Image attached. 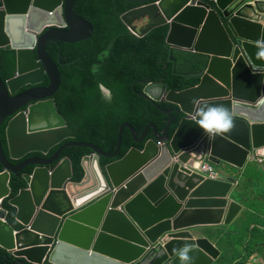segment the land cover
Segmentation results:
<instances>
[{"label":"water","instance_id":"1","mask_svg":"<svg viewBox=\"0 0 264 264\" xmlns=\"http://www.w3.org/2000/svg\"><path fill=\"white\" fill-rule=\"evenodd\" d=\"M126 1L140 5L121 17L132 33L144 37L167 25L170 46L206 55L208 61L194 74L197 85L181 91L143 81L141 96L176 109L159 108L169 116L162 134L148 124L136 138L133 127L123 124L115 151L108 154L94 144L73 141L75 134L54 100L61 74L47 45L77 43L94 34L92 24L75 12L77 0H0V48L16 51L15 75L6 81L0 76V247L29 263L180 264L174 250L188 244L194 264H214L221 251L193 230L230 225L243 211L231 200L233 179H206L189 167L208 156L220 168L244 169L264 146V105L258 103L264 98V73H253L249 66L264 64L255 60L254 47L264 38V23L245 17L238 0ZM238 22L258 26V38L243 35ZM194 98L229 108L235 104L232 130L210 137L191 123ZM5 122L8 155L1 141ZM125 128L136 143L152 128L154 140L102 166L100 157L118 155ZM58 145L48 158L33 156L17 165L9 161L31 153L47 156ZM69 147L93 152L81 161V182L73 180L71 160H60ZM28 166L35 168L22 175L26 188L9 200L20 225L16 229L7 220L4 201L11 196V176Z\"/></svg>","mask_w":264,"mask_h":264},{"label":"trees","instance_id":"2","mask_svg":"<svg viewBox=\"0 0 264 264\" xmlns=\"http://www.w3.org/2000/svg\"><path fill=\"white\" fill-rule=\"evenodd\" d=\"M157 1V0H152ZM139 5L126 0H77L75 12L81 18L90 22L94 34L88 40L77 43H63L53 41L47 45V53L57 64L61 74V86L55 95V104L61 115L73 130L75 142L93 143L107 153H113L117 145L120 127L124 123L131 124L138 134L148 124H155L159 131L166 126L169 116L159 108L168 109L173 106L160 103L159 108L152 100L141 96L143 80L163 82L168 89L181 91L197 84L198 79L189 74L196 72L205 58L199 54L182 52L167 44L166 38L169 26H161L144 37H138L130 32L122 21V15ZM199 63L193 64L194 60ZM189 66H185V63ZM97 69L93 72V67ZM16 72V51L0 48V76L3 81L12 78ZM48 84L46 80L45 85ZM104 84L110 89L111 99H107L99 89ZM6 125L1 127V141L5 153L8 155L6 142ZM176 123L169 134L175 131ZM141 148V144L134 143L130 130L125 129L122 137V149L117 158L122 157L131 147ZM59 146L52 151L55 152ZM49 154V155H51ZM91 154L89 148L70 147L63 151L61 158H70L73 165V180L81 181L83 170L81 160ZM40 155L32 153L27 157ZM22 160H11L12 164H19ZM111 160L101 159L104 165ZM251 165L240 176V184L234 193V199L245 204V194L250 192L256 196V206L251 200L246 205L248 213L241 224L220 228L218 232L208 235L212 239L220 238L217 243L222 250V257L218 264L239 260L235 264H247L248 259L256 251H262L264 246L263 212L264 193L257 195L251 192V187H259L264 178V169L258 164ZM0 165V169H1ZM253 168V169H252ZM32 167L22 173H31ZM12 194L14 197L19 190L26 187L21 176L11 178ZM249 193V194H250ZM250 194V195H251ZM253 202V200H252ZM8 211V222L18 229L20 225L15 221L16 209L4 201ZM251 234L250 245L246 250L240 248L244 240ZM213 240V239H212ZM242 249V250H241ZM233 255V256H232ZM0 264H31L24 259L17 258L0 247ZM44 264H52L46 261Z\"/></svg>","mask_w":264,"mask_h":264},{"label":"clouds","instance_id":"3","mask_svg":"<svg viewBox=\"0 0 264 264\" xmlns=\"http://www.w3.org/2000/svg\"><path fill=\"white\" fill-rule=\"evenodd\" d=\"M158 1V0H157ZM239 3H240V6L238 9H241V13L251 19V20H256V21H261L262 23H264V10L262 11L260 9L261 6L264 5V2L263 1H254V0H238ZM152 2V1H151ZM154 2V1H153ZM213 6V8H216L215 6V2H212L211 4ZM140 6V5H139ZM137 6V7H139ZM136 7V8H137ZM134 9V8H133ZM237 9V10H238ZM247 9H250L249 12H246ZM252 9V10H251ZM128 12V11H127ZM129 29V28H128ZM131 32V31H130ZM132 33V32H131ZM134 34V33H132ZM135 35V34H134ZM137 36V35H136ZM139 37V36H138ZM168 44V43H167ZM169 45V44H168ZM172 47V46H171ZM254 47L256 48V52H255V60H259V61H264V38L262 39H259L257 40L256 44L254 45ZM174 48V47H172ZM174 49H177V48H174ZM178 50H181V49H178ZM182 52H186V53H192V54H198V53H195L193 51H189V50H181ZM199 55H202L204 58H205V62L204 63H201V65L199 66V69L196 71V72H193L191 74H189V76H192V77H195L194 74L198 73L206 64H207V61H208V56L206 55H203V54H199ZM199 63L198 61H196L195 63L193 64H197ZM200 64V63H199ZM253 71V73H257V72H261V73H264V64H255L253 63L252 65H249ZM97 69L95 68V66L93 67V72H96ZM197 78V77H195ZM198 79V78H197ZM199 80V79H198ZM145 81V80H143ZM142 81V83L144 84V82ZM151 81V80H150ZM46 82V81H45ZM153 82V81H151ZM198 83V82H197ZM45 85V83L43 84ZM48 85V84H47ZM144 88L146 87V84H144ZM167 85V84H166ZM197 85V84H196ZM46 86V85H45ZM168 86V85H167ZM195 86V85H194ZM193 87V86H192ZM144 88H143V91H144ZM190 88V87H189ZM99 89H100V92L107 98V99H111V92H110V89L106 88L104 84H100L99 85ZM187 89V88H186ZM170 90V89H168ZM184 90V89H183ZM142 91V92H143ZM177 91V90H175ZM141 92V94H142ZM56 95V94H55ZM54 100H55V96H54ZM155 103V102H154ZM160 103H168V104H171L167 101H162V102H159V103H155L157 104L158 108H159V104ZM193 103V110L192 112L189 114L188 116V120L191 122V123H194L195 125H197L200 129H202L203 132L207 133L210 137H215L217 135H223L224 133H227V132H230L232 130V128L234 127V114H235V104L232 105L231 108L227 107V106H224V105H211V104H207V103H204L202 101H200L199 99H193L192 101ZM258 103L260 105H264V98H259L258 99ZM173 107L172 108H168V109H162V110H170V109H173L175 108L176 109V106L174 104H171ZM57 107V106H56ZM59 112V111H58ZM164 113V112H163ZM165 114V113H164ZM167 115V114H165ZM168 116V115H167ZM181 117L178 118V120H176L169 128L168 130V136L169 137H172L174 132L176 131V128L178 126V123H179V120H180ZM66 120V119H65ZM169 121V120H168ZM168 123V122H167ZM176 123V128H175V131L172 133V135L169 134L170 132V129L171 127ZM124 124H128V123H124ZM153 124V123H151ZM130 126H132L131 124H129ZM155 125V124H153ZM167 125V124H166ZM133 127V126H132ZM156 127V125H155ZM165 128V127H164ZM126 129V128H125ZM124 129V130H125ZM129 129V128H127ZM134 129V127H133ZM120 130V129H119ZM123 130V132H124ZM130 130V129H129ZM135 130V129H134ZM164 130V129H163ZM162 131H159L156 127V132L157 134H162ZM131 133V132H130ZM135 135H136V138H140L141 134H138L137 131L135 130ZM142 133V132H141ZM122 137H123V133H122ZM149 140H154V136H153V131H152V128H150L147 133H146V137H145V140L140 142V143H136L134 140V143L136 144H141V148H138V147H131L130 149L132 148H137L139 150H142L145 143ZM68 141V140H67ZM65 141V142H67ZM79 143H82V142H79ZM93 144V143H91ZM62 145V144H61ZM61 145H58L59 147ZM95 145V144H94ZM158 145H162V143H158ZM96 146V145H95ZM57 147V146H56ZM70 148V147H69ZM85 148V147H83ZM99 148V147H98ZM54 149V148H53ZM52 149V150H53ZM100 149V148H99ZM121 149H122V142H121ZM120 149V151H121ZM129 149V150H130ZM51 150V151H52ZM66 150V149H65ZM91 150V149H90ZM101 150V149H100ZM129 150L127 151V153L129 152ZM51 151L49 154H51ZM57 151V150H56ZM103 151V150H101ZM119 151V153H120ZM105 152V151H103ZM54 153V152H53ZM52 153V154H53ZM93 152L91 151V154ZM107 153V152H105ZM114 153V152H113ZM118 153V155H119ZM127 153H125L122 157H124ZM32 154V153H31ZM37 154H40V155H34V156H38V157H49L51 155H47V156H44L42 155L41 153H37ZM89 154V155H91ZM108 154H112V153H108ZM7 155V154H6ZM30 155V154H29ZM89 155H86V156H89ZM118 155L114 158V159H107V160H111L110 162L106 163V164H109V163H112L116 160H119L121 159L122 157L120 158H117ZM255 155V159H251L253 156H250V160L248 161V163L246 164L245 168L244 169H239V168H236L234 166H227L225 168H220V166H217L216 164H214L212 161L209 160V157L207 156L205 160H202V161H199V162H196V164L194 166H190L189 169L194 172V173H197V174H200V175H203L206 179H212V178H209L207 176H205L203 173H201L200 171H198L199 167H200V164H203V163H208L210 164L214 169H215V172L218 174V178L217 179H212V180H231L233 181L234 185H235V190L234 192L232 193V198L231 200H234L236 202H238L237 200L234 199V193L236 192V189L237 187L239 186L240 184V176H242L247 168L251 165H255V164H258L260 167H262L264 169V146L262 147H258L256 149V153L254 154ZM28 156V155H27ZM25 157L23 159H20V160H25L29 157ZM62 156V155H61ZM30 157H33V156H30ZM85 157V156H84ZM64 158H68V157H64ZM104 158V157H100V164H101V159ZM63 158L60 157V160H62ZM70 159V158H69ZM83 159V158H82ZM106 159V158H105ZM12 160V159H11ZM173 160H176V157L173 159ZM10 161V160H9ZM21 161V162H22ZM82 161V160H81ZM256 161L255 163H250V162H254ZM20 162V163H21ZM19 163V164H20ZM12 164V163H11ZM106 164L102 165V166H105ZM14 165V164H13ZM17 165V164H15ZM30 166L26 167L25 169L29 168ZM73 167V165H72ZM35 166H32V171L34 170ZM24 169V170H25ZM233 169H236V170H233ZM23 170V171H24ZM83 170V169H82ZM221 170H224L226 171V173H223ZM22 171V172H23ZM239 171V172H237ZM32 173V172H31ZM241 173V174H239ZM25 174V173H20L19 175L21 176V179L22 178V175ZM30 174V173H29ZM18 175V176H19ZM73 175H74V172H73ZM12 176H15V175H12ZM11 176V178H12ZM17 176V175H16ZM83 178V177H82ZM24 180V179H23ZM82 180V179H81ZM76 182V181H75ZM81 182V181H79ZM10 185H11V181H10ZM26 188V187H25ZM12 189V187H11ZM23 189V188H22ZM21 190V189H20ZM19 190V191H20ZM12 194V192H11ZM15 197V196H14ZM11 198H13L12 196H10L9 198H7L8 200H10ZM6 199V200H7ZM239 203V202H238ZM241 204V203H240ZM243 206V210L245 209V206L243 204H241ZM5 209V207H4ZM6 210V209H5ZM7 211V210H6ZM7 215H8V211H7ZM238 218V217H237ZM236 218V219H237ZM235 219V220H236ZM7 220H8V217H7ZM235 220L230 224V225H226V226H231ZM225 224H222V225H218V226H223ZM195 229L193 230V233H194ZM194 235L196 236V234L194 233ZM197 237V236H196ZM199 238V237H197ZM206 238V237H204ZM163 239V237H162ZM209 239V238H208ZM161 240V239H160ZM160 243H163L162 241H160ZM168 240V239H167ZM220 251H221V256L219 257L218 260H216V262L220 261L221 260V257H222V250L218 247V245H216L211 239H209ZM166 241V239H165ZM177 252L178 254V257H179V262L180 264H194V258L190 255V252L192 251V248L190 245L188 244H185L182 248L180 249H176L174 250ZM10 253V252H9ZM12 254V253H11ZM13 255V254H12ZM14 256V255H13ZM252 257V256H251ZM250 257V258H251ZM20 259H23V258H20ZM25 260V259H24ZM26 261V260H25ZM215 262V263H216ZM218 262L216 264H218ZM239 262V260L237 261ZM214 263V264H215ZM256 264H264V259L263 261L259 262V261H256L255 262ZM32 264V263H31Z\"/></svg>","mask_w":264,"mask_h":264},{"label":"rangeland","instance_id":"4","mask_svg":"<svg viewBox=\"0 0 264 264\" xmlns=\"http://www.w3.org/2000/svg\"><path fill=\"white\" fill-rule=\"evenodd\" d=\"M260 9L263 11L264 10V5L263 6H261L260 7ZM249 10L250 9H247L246 10V12H248V13H250L249 12ZM252 10V9H251ZM256 161H254V162H250V163H255ZM254 165V164H253ZM253 167H256V165H254ZM253 169V168H252ZM260 183V186L259 187H251V192L254 194V192H255V194L257 195V193L258 192H262V193H264V178H261V182H259ZM244 192V194H245V199H246V202H245V204H244V206H245V210L243 211V213L241 214V216L239 217V218H237L236 219V224H241L242 222H243V220L245 219V215L248 213V210H246V205L247 204H249L250 203V201L249 200H251V203H252V205H255L256 206V203H257V201H256V199H255V197L254 196H252V194L248 191V192H246V191H243ZM251 195H250V194ZM252 200H253V202H252ZM257 207L259 208V210L260 211H262L263 212V214H264V209L262 208V205H261V207H260V205H258L257 204ZM261 220H262V222H264V215H263V218H261ZM259 227H260V229L262 228V229H264V224H261V225H259ZM264 233V232H263ZM251 234L249 233L248 234V237H246V239L244 240V245H241L240 246V248H244L245 250H246V247L248 246V245H250V241H251ZM241 249V250H242ZM233 256V255H232ZM263 259H264V246L262 247V251H256L255 252V254H252V257L251 258H249L248 259V261H247V264H256L255 262L256 261H263ZM228 262L229 261H227V262H225L224 264H228Z\"/></svg>","mask_w":264,"mask_h":264},{"label":"crops","instance_id":"5","mask_svg":"<svg viewBox=\"0 0 264 264\" xmlns=\"http://www.w3.org/2000/svg\"><path fill=\"white\" fill-rule=\"evenodd\" d=\"M197 60L195 59L194 61H193V63H195ZM190 64H189V62H188V64H186L185 63V66H189ZM233 170H236V169H233ZM237 172H239V171H237ZM239 174H241V173H239ZM245 210V209H244ZM243 210V211H244ZM243 211L241 212V214L243 213ZM241 214L238 216V218L241 216ZM236 224V220H235V222L233 223V225H235ZM224 227H231V226H226V225H223V226H200V227H197L196 229H195V231H194V233L196 234V236L197 237H206V238H209L208 237V235L210 234V236H211V232H213V233H215V232H218L219 230H220V228H224ZM209 239H211V238H209ZM213 239V240H212ZM212 241L217 245V243L218 242H220V238H217V237H215V238H213L212 237ZM238 261V260H237ZM237 261L236 262H234V263H232L233 261H230V264H235V263H237ZM218 262V261H217ZM216 262V263H217ZM215 263V264H216Z\"/></svg>","mask_w":264,"mask_h":264},{"label":"bare ground","instance_id":"6","mask_svg":"<svg viewBox=\"0 0 264 264\" xmlns=\"http://www.w3.org/2000/svg\"><path fill=\"white\" fill-rule=\"evenodd\" d=\"M239 23V29L241 31V33L243 35L249 36V37H253V38H258V33H259V28L258 26L255 25H250L249 27H247L246 25H242ZM140 25H137V27H139ZM206 248L214 255H216V251L213 248H210L208 246H206Z\"/></svg>","mask_w":264,"mask_h":264},{"label":"built area","instance_id":"7","mask_svg":"<svg viewBox=\"0 0 264 264\" xmlns=\"http://www.w3.org/2000/svg\"><path fill=\"white\" fill-rule=\"evenodd\" d=\"M254 1H258V0H254ZM259 1L264 2V0H259ZM198 171H200L201 173H203L205 176L209 178H212V179L218 178V174L215 172V169L208 163L200 164Z\"/></svg>","mask_w":264,"mask_h":264},{"label":"flooded vegetation","instance_id":"8","mask_svg":"<svg viewBox=\"0 0 264 264\" xmlns=\"http://www.w3.org/2000/svg\"><path fill=\"white\" fill-rule=\"evenodd\" d=\"M25 89H27V88H24V89H22L21 91H23V90H25ZM30 167H32V166H30Z\"/></svg>","mask_w":264,"mask_h":264}]
</instances>
